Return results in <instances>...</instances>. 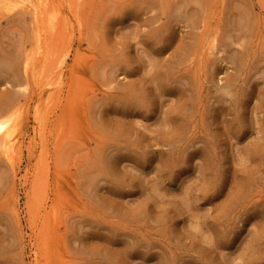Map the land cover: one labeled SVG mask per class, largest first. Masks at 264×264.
Returning a JSON list of instances; mask_svg holds the SVG:
<instances>
[{"label":"rangeland","instance_id":"obj_1","mask_svg":"<svg viewBox=\"0 0 264 264\" xmlns=\"http://www.w3.org/2000/svg\"><path fill=\"white\" fill-rule=\"evenodd\" d=\"M4 116L0 264H264V0H0Z\"/></svg>","mask_w":264,"mask_h":264},{"label":"bare ground","instance_id":"obj_2","mask_svg":"<svg viewBox=\"0 0 264 264\" xmlns=\"http://www.w3.org/2000/svg\"><path fill=\"white\" fill-rule=\"evenodd\" d=\"M7 1H9V0H7ZM25 1V0H24ZM28 1V0H27ZM31 1V0H30ZM40 1V0H39ZM44 1V0H43ZM3 2V1H2ZM11 2V1H10ZM38 2V1H37ZM4 3V2H3ZM7 3V2H6ZM30 4H31V2H29ZM28 3V4H29ZM48 3V2H47ZM8 4V3H7ZM17 4V3H16ZM29 4V5H30ZM37 4V3H36ZM41 4H42V2H41ZM5 5V4H4ZM9 5V4H8ZM11 5V4H10ZM12 5H13V3H12ZM17 5H19V3L17 4ZM7 6V5H6ZM6 6H4V7H6ZM32 6V5H31ZM36 6V5H35ZM11 7V6H10ZM13 7V6H12ZM11 7V8H12ZM14 7H16L15 5H14ZM13 7V8H14ZM7 8H8V6H7ZM6 8V9H7ZM29 8H30V6H29ZM40 8H41V6H40ZM9 9V8H8ZM15 9V8H14ZM27 9H28V7H27ZM32 9V8H31ZM35 10V9H34ZM40 10H42V8L40 9ZM36 11V10H35ZM34 13V12H33ZM37 13H38V6H37ZM36 13V14H37ZM37 16V15H36ZM39 16V15H38ZM41 45L43 44V42H41L40 43ZM13 65V64H12ZM13 67H15V65H13ZM61 74V73H60ZM25 88V87H24ZM15 102V101H14ZM13 102V103H14ZM13 103L11 104V105H13ZM10 105V106H11ZM9 106V105H8ZM7 106V107H8ZM6 107V108H7ZM8 109V108H7ZM15 111H17L16 109H15ZM14 111V112H15ZM20 112V111H19ZM17 115H19V114H17ZM16 121V120H15ZM14 120H13V117H9V116H4V117H2V118H0V148H3L4 150H5V152H6V154L8 155V156H10L11 155V153L13 152V148H14V145H15V143H16V139H15V137L17 136H14L15 134H14V132L16 131V126H15V122ZM17 125H18V122H17ZM19 143H20V141H19ZM18 143V144H19ZM15 149V148H14ZM12 155H13V153H12Z\"/></svg>","mask_w":264,"mask_h":264}]
</instances>
